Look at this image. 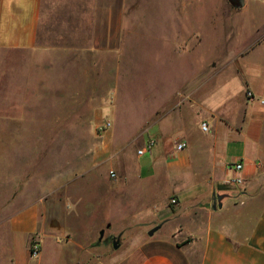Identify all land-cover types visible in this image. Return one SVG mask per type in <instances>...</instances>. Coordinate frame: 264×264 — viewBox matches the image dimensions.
<instances>
[{
  "label": "rangeland",
  "instance_id": "obj_1",
  "mask_svg": "<svg viewBox=\"0 0 264 264\" xmlns=\"http://www.w3.org/2000/svg\"><path fill=\"white\" fill-rule=\"evenodd\" d=\"M120 2L117 11L51 12L47 36L53 39L62 31L70 39L78 34L79 19L85 22L80 28L82 42H49L54 56L48 52L33 56L21 137H14L11 119L0 120V256L7 252L2 243L9 239L10 218L38 203L58 214L63 207L73 214L66 219L68 230L59 240V253L53 249L56 238L44 237L40 255L30 256L33 263L125 264L134 244L123 238L115 249L112 229L106 226L110 218L119 219L114 229L124 230L127 224L128 212L119 197L124 195L125 176L133 173L130 157L148 117L179 88L175 96L181 97L185 85L210 62L228 64L214 82L229 81V98L242 81V71L253 73L264 66V47L255 50L258 56L238 55L252 49V43H241L238 36L250 39L264 21V0H251L238 16V0ZM109 20L118 24L117 48L88 42L114 31ZM91 22L99 26L93 28ZM202 27L206 44L199 50L204 44ZM190 38L195 41L189 42ZM188 50L199 51L188 54ZM105 120L112 122V128L102 133ZM79 197L85 201L78 203ZM87 201L97 206L99 227L93 215L86 219L82 214ZM34 242L39 243L36 238Z\"/></svg>",
  "mask_w": 264,
  "mask_h": 264
},
{
  "label": "crops",
  "instance_id": "obj_2",
  "mask_svg": "<svg viewBox=\"0 0 264 264\" xmlns=\"http://www.w3.org/2000/svg\"><path fill=\"white\" fill-rule=\"evenodd\" d=\"M243 1L237 16L252 4ZM121 8L118 0H0V120L13 121L15 138L21 137L33 56L41 52L54 56L49 42H82L80 28L85 22L79 19L75 25L78 34L70 39L62 31L53 39L47 36L51 12ZM109 21L107 25L114 31L103 37L92 35L88 42H104L116 49L118 24ZM201 23L204 27V20ZM95 25L99 22L90 23ZM203 27L199 33L204 44L199 50L206 44ZM250 34V39L238 36L241 43H252L251 50L238 52L241 58L251 52L260 55L255 50L264 47V21ZM227 65H204L185 85L181 97L175 96L179 88L148 117L138 138L140 144L130 157L133 173L125 176L124 195L119 197V204L128 212L127 224L124 230L114 229L119 219H108L111 236L134 244L125 264H264V66L253 73L242 71V81L229 98V81L214 82L227 71ZM247 90L255 94L254 102L248 100ZM151 140L155 142L152 151L138 155ZM180 144L186 146L178 151ZM235 164H242V171L232 169ZM237 177L244 180L242 185L232 183ZM172 198L176 205L171 204ZM84 201V197L78 198V203ZM96 207L87 201L82 214L86 219L93 215L99 227ZM72 214L64 207L58 214L51 206L38 203L18 211L10 218L9 239L2 243L8 255L0 256V264H36L30 258L35 238L39 244L44 237L56 238L53 249L59 253V240L68 230L66 219ZM154 228L159 229L151 236Z\"/></svg>",
  "mask_w": 264,
  "mask_h": 264
},
{
  "label": "built area",
  "instance_id": "obj_3",
  "mask_svg": "<svg viewBox=\"0 0 264 264\" xmlns=\"http://www.w3.org/2000/svg\"><path fill=\"white\" fill-rule=\"evenodd\" d=\"M246 96H247L248 100L251 101V102H254L256 100V96H255V94L251 90H247L246 91ZM261 103L264 104V101H261ZM111 128H112V122L109 121V120H105V122L103 123V125L100 127V131L102 133H104V132L110 130ZM203 130L205 132L208 131V128H207V125L206 124L203 125ZM154 146H155V142L152 141V140L149 141L145 145V147L138 152V155H144L146 153H150L152 151V149L154 148ZM185 146H186L185 144H180V145L177 146V150L178 151H181V150H183L185 148ZM232 169H235V171L240 172L243 169V165L242 164H235L232 167ZM111 174H112V177H115L116 176V174L113 173V172ZM232 183L237 184V185H242L244 183V180L242 178H238L237 177L234 180H232ZM171 204L172 205H176L177 204L176 198H172L171 199ZM31 248L32 249L30 250V256L32 258H37L40 255V251H41L39 243L33 244Z\"/></svg>",
  "mask_w": 264,
  "mask_h": 264
},
{
  "label": "water",
  "instance_id": "obj_4",
  "mask_svg": "<svg viewBox=\"0 0 264 264\" xmlns=\"http://www.w3.org/2000/svg\"><path fill=\"white\" fill-rule=\"evenodd\" d=\"M230 1H235V0H230ZM238 1L240 3L239 7H241L244 4V1L243 0H238ZM215 208H216V206H215ZM110 227H111V225L108 224L106 228L109 229ZM158 229L159 228H154L153 230H151V232L149 234L152 236L155 233V231H157ZM105 231H106L105 229L101 230V232H100V241L103 239V237L105 235ZM113 245H114L115 249H117L119 247L118 241H115L113 243Z\"/></svg>",
  "mask_w": 264,
  "mask_h": 264
},
{
  "label": "flooded vegetation",
  "instance_id": "obj_5",
  "mask_svg": "<svg viewBox=\"0 0 264 264\" xmlns=\"http://www.w3.org/2000/svg\"><path fill=\"white\" fill-rule=\"evenodd\" d=\"M110 237H111V242H112V244H113L115 241H118V245H120L121 236H110Z\"/></svg>",
  "mask_w": 264,
  "mask_h": 264
},
{
  "label": "trees",
  "instance_id": "obj_6",
  "mask_svg": "<svg viewBox=\"0 0 264 264\" xmlns=\"http://www.w3.org/2000/svg\"><path fill=\"white\" fill-rule=\"evenodd\" d=\"M32 243H33V242H32ZM31 249H32V248H31ZM31 249H30V250H31Z\"/></svg>",
  "mask_w": 264,
  "mask_h": 264
}]
</instances>
